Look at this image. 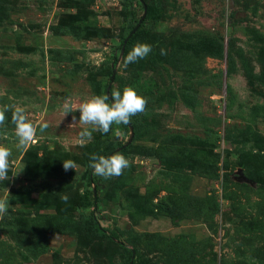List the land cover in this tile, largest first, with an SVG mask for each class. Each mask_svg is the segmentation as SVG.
Returning a JSON list of instances; mask_svg holds the SVG:
<instances>
[{"label":"rangeland","instance_id":"rangeland-1","mask_svg":"<svg viewBox=\"0 0 264 264\" xmlns=\"http://www.w3.org/2000/svg\"><path fill=\"white\" fill-rule=\"evenodd\" d=\"M132 1L0 0V106L25 108L37 126L22 149L11 111L0 126L12 150L0 264H126L121 241L139 250L135 264H264V0H149L122 51L144 13ZM138 43L151 53L126 64ZM110 84L135 88L145 111L132 129L82 138L91 126L63 104ZM132 133L130 167L93 173L96 214L119 236L108 239L86 199L90 156Z\"/></svg>","mask_w":264,"mask_h":264},{"label":"clouds","instance_id":"clouds-1","mask_svg":"<svg viewBox=\"0 0 264 264\" xmlns=\"http://www.w3.org/2000/svg\"><path fill=\"white\" fill-rule=\"evenodd\" d=\"M152 51V46L147 43H138L125 57V63H135L140 59L147 57ZM166 51L161 49V55H165ZM111 98L112 103L108 100ZM147 98L140 95L133 87H126L121 93L119 90H113L109 95H96L86 100L78 108H74L70 101H65L63 111L65 116L77 109L81 115L79 122L84 126L80 133L82 138H91L92 132L99 131L107 134L111 130L113 124H127L131 117L141 114L147 106ZM11 111V121L15 125V136L18 140L17 149L26 147L33 141L37 134V126L29 119L25 108L16 106L10 108L7 105L0 106V126L5 125L7 120L6 113ZM75 116L73 120L75 121ZM46 123L39 125V132L43 133L47 129ZM12 150L6 145L0 144V181L8 180V172L10 170V157ZM89 166L94 170V174L102 178L108 179L123 174V170L130 167V161L122 154H113L111 156L93 153L90 156ZM65 171L77 168L72 160H63ZM16 175V174H14ZM67 199V197H63ZM8 210V201L6 198H0V215Z\"/></svg>","mask_w":264,"mask_h":264},{"label":"trees","instance_id":"trees-1","mask_svg":"<svg viewBox=\"0 0 264 264\" xmlns=\"http://www.w3.org/2000/svg\"><path fill=\"white\" fill-rule=\"evenodd\" d=\"M138 4L139 8L140 9H144V3L147 4V6H149V0H144V3L141 2L140 0H134L132 1V3L130 4V6L132 7L131 9L134 8V4ZM148 13V12H147ZM148 15H146L144 21L140 24L139 28L137 29V31L132 35L130 36V38L128 39L126 45H125V49L129 47V45L132 43V41L137 37V35L144 30V27H145V20L147 18ZM141 18V17H140ZM140 18L138 19H135V22L132 24V29H134L137 24L139 23V20ZM132 31L129 32L128 36L123 39L119 49L122 50V47L124 45V42L125 40L129 37L130 33ZM119 59V57L117 56L115 58V62H117ZM108 103H112L110 101V99L108 100ZM123 124V123H122ZM130 124L134 125L135 126V123L134 121L130 120L129 123L127 124H123L125 127L128 128V126H130ZM125 143H119L117 145H112L108 148H106L100 155H105V156H111L113 154H122V155H125L128 153V149H129V144L127 146H124ZM93 173H94V170L90 167L89 171H88V174H87V178H88V182L90 183L89 185L93 186L94 187L92 189L89 190V196L86 198L87 199V203L89 206H92L93 209H92V220H93V223H94V229L100 234V235H103L104 237L108 238V239H114V238H117L118 239V234L116 232H107L106 228L101 224L100 222V218L98 217V215L96 214L98 212L97 210V201H96V197H97V194L95 196V191H94V188H96V193H98L100 191V186L97 182L94 181V178H93ZM96 185H95V183ZM121 246L126 250V252H128L130 255L128 261L126 262V264H135L136 263V259L138 257H140V252L139 250L135 249V248H129L126 246V244L121 241L120 242ZM133 250L136 251V254H135V258H133Z\"/></svg>","mask_w":264,"mask_h":264},{"label":"water","instance_id":"water-1","mask_svg":"<svg viewBox=\"0 0 264 264\" xmlns=\"http://www.w3.org/2000/svg\"><path fill=\"white\" fill-rule=\"evenodd\" d=\"M140 1L144 3V0H140ZM147 10H148L147 4L144 3V13H143L142 17L140 18L139 23L137 24V26L133 29V31L130 33L129 37L125 40L124 45L122 47V51H124L125 45H126L128 39L130 38V36H132L137 31V29L139 28L140 24L144 21L146 15H147ZM115 73H116V70H114V73L112 75L111 83L114 81ZM110 89H111V84L108 86V89H107V95H109V96H110ZM130 127L132 129V125L131 124H130ZM133 137H134V134L132 133L130 135V138H129L128 142L125 143L124 146H127L128 144H130L133 141ZM94 191H95V196H96V194H97L96 193V188H94ZM135 254H136V251L133 250V258H135Z\"/></svg>","mask_w":264,"mask_h":264}]
</instances>
